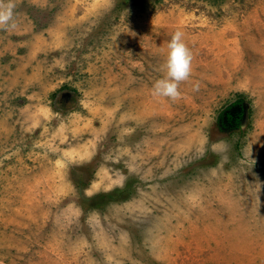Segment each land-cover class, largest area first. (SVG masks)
<instances>
[{"label":"rangeland","instance_id":"1","mask_svg":"<svg viewBox=\"0 0 264 264\" xmlns=\"http://www.w3.org/2000/svg\"><path fill=\"white\" fill-rule=\"evenodd\" d=\"M15 5L0 262L264 264V0ZM177 28L193 59L173 101L152 84Z\"/></svg>","mask_w":264,"mask_h":264},{"label":"clouds","instance_id":"2","mask_svg":"<svg viewBox=\"0 0 264 264\" xmlns=\"http://www.w3.org/2000/svg\"><path fill=\"white\" fill-rule=\"evenodd\" d=\"M15 0H0V29H15ZM167 54L163 64L164 74L154 80L152 95L166 97L173 101L181 96L180 83L187 81L192 73V51L185 40V33L177 28L167 44ZM193 89H199V83H193ZM215 150V146H213Z\"/></svg>","mask_w":264,"mask_h":264},{"label":"crops","instance_id":"3","mask_svg":"<svg viewBox=\"0 0 264 264\" xmlns=\"http://www.w3.org/2000/svg\"><path fill=\"white\" fill-rule=\"evenodd\" d=\"M0 264H4V263L0 262Z\"/></svg>","mask_w":264,"mask_h":264}]
</instances>
